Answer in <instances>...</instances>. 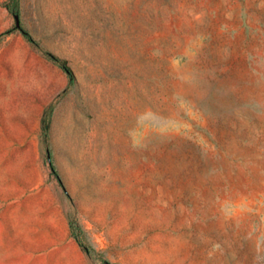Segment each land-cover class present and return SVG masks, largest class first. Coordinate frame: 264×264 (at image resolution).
<instances>
[{
	"label": "rangeland",
	"instance_id": "1",
	"mask_svg": "<svg viewBox=\"0 0 264 264\" xmlns=\"http://www.w3.org/2000/svg\"><path fill=\"white\" fill-rule=\"evenodd\" d=\"M0 264H264V0H0Z\"/></svg>",
	"mask_w": 264,
	"mask_h": 264
},
{
	"label": "trees",
	"instance_id": "2",
	"mask_svg": "<svg viewBox=\"0 0 264 264\" xmlns=\"http://www.w3.org/2000/svg\"><path fill=\"white\" fill-rule=\"evenodd\" d=\"M56 60L59 61V62H60L65 68H66L67 71L71 72L70 68H68L66 65H64V64L61 62L62 60L57 59V58H56Z\"/></svg>",
	"mask_w": 264,
	"mask_h": 264
}]
</instances>
